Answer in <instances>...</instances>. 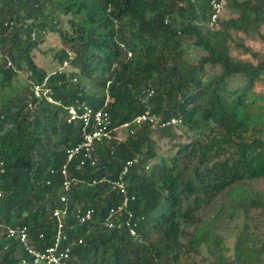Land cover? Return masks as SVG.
<instances>
[{
  "label": "trees",
  "instance_id": "trees-1",
  "mask_svg": "<svg viewBox=\"0 0 264 264\" xmlns=\"http://www.w3.org/2000/svg\"><path fill=\"white\" fill-rule=\"evenodd\" d=\"M212 1L0 0V87L30 72V85L0 106V264L25 254L7 238L9 227H27L35 247L53 245L60 169L84 127L68 109L86 106L107 112L117 130L113 140L95 143L84 168L71 165L66 232L84 239L72 247L71 264H264V189L256 187L264 180V93L256 92L264 50L245 45L264 44V0H225L211 29ZM48 33L63 45L61 70L51 75L31 57ZM194 48L203 53L197 61L188 58ZM237 77L243 83L231 89ZM145 113L160 123L132 124L121 140V127ZM172 119L181 124L162 127ZM122 174L137 239L103 225L123 201L114 184ZM212 202L218 210L204 219ZM76 207L93 209L94 220L78 225ZM225 210L244 219L232 248L211 227Z\"/></svg>",
  "mask_w": 264,
  "mask_h": 264
},
{
  "label": "built area",
  "instance_id": "built-area-1",
  "mask_svg": "<svg viewBox=\"0 0 264 264\" xmlns=\"http://www.w3.org/2000/svg\"><path fill=\"white\" fill-rule=\"evenodd\" d=\"M211 5L213 7V14L209 22V27L212 29L216 26V23L221 13L225 10L226 6L225 0H213ZM7 65L12 66V62L8 60ZM68 66H70V62L65 61L64 67ZM36 92L37 95L40 96L39 87H37ZM68 110L71 120L79 118L83 121L84 127L82 131V141L77 146L67 151V163L64 164L60 169V173L63 178V194L59 199L62 203V207L57 208L53 212V215L57 220L54 243L52 246L45 249L35 247L30 243V234L27 227H9L7 229V238L18 239L23 245L25 251V254L23 255L24 257H21L18 262L11 264H71L70 261L72 255V247L76 245V243L81 245L84 242V239L82 237L78 238V240L71 239L70 234L66 232L67 225L65 218L70 215L69 193L75 181V178L71 175V165L73 164V162H78L77 167L84 168L87 162L92 159V152L95 143L103 139L113 140V138H115L114 132L117 129L114 128L113 120L111 119L109 114L107 112H104L103 110L94 111L92 108L87 106L84 107L82 113H79L75 107H70ZM145 123L157 126L160 123V118L149 113L141 114L137 116L133 120V122L126 123L121 128L129 129L131 128L132 124L140 126ZM179 124H181V120L172 119L167 124H162V127ZM137 162L138 160L128 162L123 174H126L128 168ZM91 164L95 166L96 161L92 160ZM123 174L119 178V181L114 183L115 186L119 189L120 194L123 195V201L108 210V218H106L103 225L106 229L109 230L127 228L131 236L137 239L138 233L136 230V225H133V222L131 220L133 217V211L130 209V199L128 196L127 186L122 181ZM103 181L105 182L107 181V179L103 178V180L100 182ZM97 183V180L93 181L94 185H96ZM94 212L95 211L93 209H88L85 211L84 207H76L72 212V216L75 218L78 225L85 226L90 224L94 220ZM117 216H128L129 219L125 222L118 219ZM73 229L74 227L70 226V230L73 231ZM43 237V235L39 236L40 239H42Z\"/></svg>",
  "mask_w": 264,
  "mask_h": 264
},
{
  "label": "rangeland",
  "instance_id": "rangeland-1",
  "mask_svg": "<svg viewBox=\"0 0 264 264\" xmlns=\"http://www.w3.org/2000/svg\"><path fill=\"white\" fill-rule=\"evenodd\" d=\"M228 15V13H227ZM245 45L249 46L252 51L254 52H263L264 50V44L261 42L260 39H251L245 41ZM63 48V45L61 43L60 37L58 34L48 33L43 41L39 44V46L34 49L31 53V57L33 59V62L36 64V66L46 71L49 75L56 73L57 71L61 70V65L59 62V54ZM235 52V57H240L242 59H248L252 60L250 55H242L239 51L233 50ZM243 53V50H242ZM202 51L199 49H191V52L188 55V58L191 59V61H197L202 56ZM207 70H210L208 68ZM218 71L212 70L210 73L216 74ZM30 72L27 70V68H24V70L20 71L19 74L15 79H13V86L12 87H6L1 88L0 87V106L5 103L9 98L15 96L18 91L24 90L26 87L30 85ZM3 75L0 73V83L3 82ZM80 81L84 84H87L88 86H93L94 79L93 78H84L81 77ZM243 79L241 77H237L233 79L230 83L231 89H235L242 85ZM256 92L258 93H264V82L260 83L257 86ZM108 102V101H107ZM130 132L129 129L121 128L119 131L118 137L121 140H125L128 136V133ZM180 134V133H179ZM160 155H164L167 159H170L173 156V152L170 151L168 148H161L160 149ZM256 187L258 189H264V180L257 182ZM220 201V202H219ZM219 203H223L222 200H218ZM229 204H226V210H228ZM218 210L217 203L212 202L210 205L203 207L201 215L204 219L209 218L210 216H213L215 212ZM224 212L222 216H220V220L218 222H213L211 224L212 229H214L218 234L225 237L228 244L232 248L233 243L236 238V234L240 231V229L243 226L244 219L239 214L232 216L228 212Z\"/></svg>",
  "mask_w": 264,
  "mask_h": 264
}]
</instances>
